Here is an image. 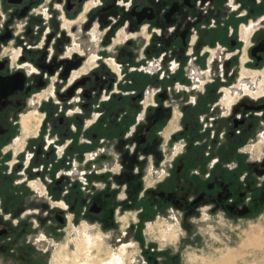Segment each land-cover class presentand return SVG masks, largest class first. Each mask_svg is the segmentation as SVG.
I'll use <instances>...</instances> for the list:
<instances>
[{"label": "flooded vegetation", "instance_id": "1", "mask_svg": "<svg viewBox=\"0 0 264 264\" xmlns=\"http://www.w3.org/2000/svg\"><path fill=\"white\" fill-rule=\"evenodd\" d=\"M226 1L0 0V176L18 174L19 183L27 182L47 203L46 213L58 225L73 215L113 227L118 219L123 230L130 208L141 220L159 211L162 203L174 208L187 203L184 194L176 192L177 175L185 166L175 144L185 140L184 147L190 149L193 131L188 118L225 109L229 127L242 135L264 115V94L254 95L264 85L240 77L238 86L224 89L237 74H232L229 61L239 60L245 47L236 40L238 24L254 23L246 61L253 68L264 62V0H236L239 7L232 14L226 13ZM198 2L208 6L200 10ZM228 27L234 29L232 36L227 35ZM225 47L232 52L227 68ZM189 56L202 70L208 68L196 83L183 74ZM171 61L179 63L173 73ZM245 94L256 99L233 103ZM203 96L209 99L200 100ZM28 97L36 100L26 105L35 109L29 111L32 118L25 134L17 111ZM183 114L189 116L184 121ZM220 118H225L222 111ZM208 119L212 123L215 117ZM204 133L201 129L196 140ZM234 134L230 131L229 137ZM88 152L92 162L82 165ZM99 161L106 162L104 168L91 171L90 164L96 169ZM71 166L85 172L83 186L78 170L66 175ZM221 172L226 174L225 169ZM211 174L199 181L201 189L190 201L209 198L233 211L230 184L207 181ZM166 177L176 183L163 184ZM101 181L106 191L99 193L94 183ZM5 220L0 217L5 227H0V240L8 235ZM49 233L56 237L61 231ZM122 242L118 247L132 246ZM2 252L8 253L5 248Z\"/></svg>", "mask_w": 264, "mask_h": 264}, {"label": "rangeland", "instance_id": "2", "mask_svg": "<svg viewBox=\"0 0 264 264\" xmlns=\"http://www.w3.org/2000/svg\"><path fill=\"white\" fill-rule=\"evenodd\" d=\"M2 14L0 11V15ZM244 48L239 60L229 61L232 74H237L231 79L233 81H226L224 89L238 86L240 77L247 82L254 79L258 84L264 85V62L253 68L252 62L246 61ZM242 56L245 57L243 66L239 64ZM229 86L233 87L228 88ZM258 94H264V86L254 95ZM224 98L221 103L226 107ZM207 99V96L200 98ZM240 99L249 101L256 98L245 94L233 103ZM30 100H36V97L25 100V106L17 111L18 119L20 115H27L30 110L35 109L26 106ZM221 111L226 119H218ZM221 111L218 113L217 110L209 109L208 114L194 118L195 121L192 119L194 116L188 118L183 114V121L185 118L189 119L186 120L190 129L192 128L193 139L189 142L188 150L184 147L185 140L179 139L175 144L176 150L183 152L179 160L185 166L177 175V185L180 187L176 188V192L184 194L187 203L175 208L169 203H162L159 211L141 220L136 218L134 210L130 208L127 212L128 226L123 230L117 218L113 222L114 227L101 220L92 223L86 217L84 220L83 217L78 219L73 215H70V220L64 218L58 225L49 217L50 214L47 215V203L44 205L42 197L31 186L28 187L27 182L19 183L18 174L12 178L0 176V217L3 220L6 218L9 225L7 237L0 240V264H79L87 261L92 264L91 260L105 261L108 257L106 251L111 255L119 253L121 248L118 246L122 241L131 242L132 245L123 251L122 264H210L228 253L233 254L230 264H264V115L256 117L254 126L241 135L234 134L235 130L229 127L231 117L226 114L225 109ZM179 114L177 112V116ZM210 116L215 117L212 123L208 119ZM36 117L41 120L37 112ZM201 129H205V136L196 140L195 136ZM230 131L234 134L232 138L229 137ZM25 156L26 154L23 162L26 160ZM105 163H95L96 169L90 164V169L100 171ZM212 164L213 168H210ZM222 169L226 170L225 175L222 174ZM209 173L212 174L207 181L218 180L230 184L233 211H228L223 203L216 206L209 198H204L197 204L190 201L201 189L199 181L205 180L204 176ZM103 179L107 177L104 176ZM90 181L94 182L92 176ZM146 181L149 184L151 178L147 176ZM161 182L176 183L170 177ZM94 184L95 191H106L102 181ZM88 186L87 190L93 193L90 185ZM86 191L83 193L88 194ZM90 192L89 195H92ZM26 209L38 210L39 213L25 215ZM11 221L15 222L14 227H11ZM0 227H4L3 224ZM57 230L61 233L56 237L49 233ZM10 235L14 236L11 241L8 240ZM3 243L7 244L4 248L8 253L2 252ZM15 245L20 247L17 252L13 249ZM101 246L102 251L99 250ZM45 248L47 251L43 252ZM10 251L15 257L10 255ZM80 251L86 253V258L83 254L79 255ZM73 253L79 255L75 259L78 262L73 259Z\"/></svg>", "mask_w": 264, "mask_h": 264}, {"label": "built area", "instance_id": "3", "mask_svg": "<svg viewBox=\"0 0 264 264\" xmlns=\"http://www.w3.org/2000/svg\"><path fill=\"white\" fill-rule=\"evenodd\" d=\"M226 13L227 14H232L235 13L236 10H238V3L236 0H227L226 1ZM208 6V2H205L204 4H200V2H198L197 7L200 10L206 9V7ZM199 11V10H198ZM244 14V12H242ZM214 22V20H210V24H212ZM254 27V23H251L250 21H248L246 24L245 23H240L238 24L237 28H236V40L238 42H240L243 46L244 45H249V38H250V33L253 30ZM234 33V29L232 27H228L227 29V35L228 36H232ZM218 48L220 49H224L221 46H218ZM232 56V52H229L226 47H225V57H224V61H225V68H227V63L230 60ZM191 56H189L188 58V62L187 65L184 66L183 68V74L187 77L190 78V80L192 81V83H196L197 81H199V77L206 75V71H208V68H206L205 70H202L200 65H195V61H193L192 59L195 58L194 56L192 58H190ZM149 66V64H148ZM171 73L175 72L176 70L179 69V63L171 61L168 65ZM148 73H150V71H146ZM195 80V81H193ZM88 154V158L85 160V155ZM93 159V154L91 152L88 153H84L83 154V160H82V165L84 164L85 161H91L92 162ZM78 172V180L81 181L82 186L84 185L85 181H84V171H80L79 169L75 168L74 166H71L70 170H68V172L66 173V175H71L72 173ZM43 187V186H42ZM44 189V187H43ZM124 236V233H121V237Z\"/></svg>", "mask_w": 264, "mask_h": 264}, {"label": "bare ground", "instance_id": "4", "mask_svg": "<svg viewBox=\"0 0 264 264\" xmlns=\"http://www.w3.org/2000/svg\"><path fill=\"white\" fill-rule=\"evenodd\" d=\"M245 50H246V45H245ZM247 87L250 88V84H247ZM244 93H245V90H242V94H244ZM31 118H32L31 114H27V115H23L22 116V129H23V132L25 134L29 133V119H31ZM99 250L102 251V246L99 247ZM125 250L126 249L124 247H122L120 249L119 253H116V254H113V255H111L110 252L108 253V251H106L105 253L108 254V257H106L107 259H105V261H103L101 259L99 261L91 260V262H92V264H122L123 263L122 255H123V251H125ZM81 254H83L85 256L84 258H86V255H85L86 253L85 252L82 253V251H80L79 255H81ZM79 255L73 253L72 257L75 260V259H77L79 257ZM232 258H233V254L228 253L226 255L221 256V258L218 259V261L210 263V264H230ZM76 262H78V260ZM63 264H68V263L63 262ZM79 264H91V263H88V261H87V262H83V263H79Z\"/></svg>", "mask_w": 264, "mask_h": 264}]
</instances>
